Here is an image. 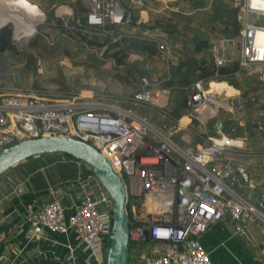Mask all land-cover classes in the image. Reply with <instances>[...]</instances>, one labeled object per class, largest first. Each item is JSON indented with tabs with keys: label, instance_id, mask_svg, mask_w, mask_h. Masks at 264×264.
<instances>
[{
	"label": "built area",
	"instance_id": "2783aa9c",
	"mask_svg": "<svg viewBox=\"0 0 264 264\" xmlns=\"http://www.w3.org/2000/svg\"><path fill=\"white\" fill-rule=\"evenodd\" d=\"M83 1L89 25L100 27L111 21L112 0ZM130 1L136 7L143 5V0ZM231 3L238 8L242 25L236 37L222 38L214 45L215 64L224 66L236 58L240 67L255 71L264 81V41L256 40V34L264 32V0ZM155 35L147 28L139 34L152 39ZM156 43L160 51H169V45ZM211 83L197 79L191 84L185 100L189 119L208 120L218 113L219 91ZM167 92L143 78L131 100L150 103ZM127 101L125 97L83 91L52 98L37 93H5L0 97V150L44 135H66L90 143L109 158L127 189L137 184L138 193L134 194L143 203L130 207L128 239L136 242L147 236L155 242L143 254V264H213L199 239L211 223L228 215L235 221L264 224V203L255 205L230 182L235 171L233 160L243 141L217 129L218 135H209L196 146L182 145L172 133L186 123L177 119L163 129L125 105ZM22 185V181L16 183L13 192ZM69 192L76 197L65 205L59 197ZM49 194L22 217L28 224L27 242L53 239V233L72 230L90 252V264H105L112 200L93 169L74 181L49 187ZM69 208L73 210L67 212ZM67 244L72 259L77 247ZM0 259L5 260L2 264L15 263V257L5 254Z\"/></svg>",
	"mask_w": 264,
	"mask_h": 264
},
{
	"label": "crops",
	"instance_id": "0c3cea01",
	"mask_svg": "<svg viewBox=\"0 0 264 264\" xmlns=\"http://www.w3.org/2000/svg\"><path fill=\"white\" fill-rule=\"evenodd\" d=\"M147 1V5H143L139 9L135 8L138 16L135 24H138L139 21H149L156 13L168 14V9L181 10L183 13L195 12V8L190 7V4L184 0ZM157 4L158 6L155 7ZM185 8L187 9L185 10ZM127 10L129 11V9ZM129 18L127 22L118 24L123 28L124 25L127 26V29L122 28L127 33L128 31L131 34L139 33L142 28L128 25L131 21L130 11ZM150 31L156 34L161 43L169 45L167 53L157 49V55H161L166 61L175 62L181 58L183 53L190 52V45L181 39L171 37L167 32L160 29H150ZM178 31L181 32V30ZM136 54L133 53V57ZM163 66L157 67V69L161 68L158 71L161 72ZM256 74L255 71L249 72L248 77L254 78ZM153 79L155 78L153 77ZM222 81H212L224 86L219 90L221 93L224 92L220 95V110L229 112L232 118L238 119L241 124L250 120V122L255 123L254 128L256 129L253 138H250L245 132L248 139L229 134L243 141V145L238 149L239 153L233 160L235 171L230 182L238 192L255 205L260 206L264 202V123H261L258 118V115L261 114V108H257V105L249 102L248 99L253 93V89L245 86L243 81H241L242 89L232 86L225 80ZM173 97L174 94L168 91L150 103L137 105H140L141 113H144L145 117L157 126L166 129L175 119L170 116L171 119L166 112L175 104ZM179 113L178 119L186 123V126L175 129L172 133L173 138L186 146L200 144L201 142L198 141L200 133L208 134L211 130L208 127L209 119H189L186 109L180 110ZM213 118L216 119L217 129H219L217 122H221L220 131L225 134L222 130L223 120L216 116ZM90 168L80 159L52 152L33 155L5 171L6 174L0 177V255L15 257L14 264H69L71 261L74 264H90V252L78 242V237L74 231L70 230L64 234L53 233L51 237L56 242H53V239L27 242L26 229L28 224L22 219L25 212L29 209H36L38 205L50 197L49 187L74 181L78 175H86L91 170ZM19 181L23 182L22 188L13 192L15 184ZM71 192L59 197L65 205H69L72 198L76 197ZM5 195L7 196L5 197ZM142 203L141 199L137 200L136 198L132 204L136 206ZM72 210L69 208L67 212ZM241 223L246 224L242 229L237 228V225H241ZM142 239L136 241L138 243L132 250L128 264H143L142 256L146 248L141 242ZM199 239L209 252L213 264H264V224L260 221H248L247 219L235 221L228 215H224L220 220L211 223L199 235ZM67 243L77 247L75 257L72 259L69 257ZM153 244H155L154 241L149 243L148 247ZM18 249L21 251H17ZM3 260L0 259L1 264L5 261Z\"/></svg>",
	"mask_w": 264,
	"mask_h": 264
},
{
	"label": "trees",
	"instance_id": "16d2710c",
	"mask_svg": "<svg viewBox=\"0 0 264 264\" xmlns=\"http://www.w3.org/2000/svg\"><path fill=\"white\" fill-rule=\"evenodd\" d=\"M47 1L48 5H50L64 0ZM184 1L189 3L190 7L195 8V12L183 13L181 10L168 9V15L166 16L156 13L149 21H139L138 24H135L138 17L136 10L127 6L124 0H119L121 5L128 8L131 13V21L128 25H134L142 29H160L167 32L171 37H177L187 43V45H190V52L183 53L179 60L172 62L165 59L163 69L157 75L153 74L158 72V69L147 65V56L157 54L156 49H158V46L156 41H159V38L156 35L154 39L138 36L137 34H140V32L131 34L128 31L127 33L122 30L123 26L112 21L100 27L89 25L85 19L87 6L83 0L75 1L74 11H72L74 16L70 17L67 22L52 14L51 18L55 19L57 27L60 30L55 39H51V42H48L45 34L37 33L27 41V45L30 48L39 46L42 51L49 54L59 52L61 54H71L74 57L84 55L91 58V64L95 66H101L107 60L111 61L113 66L117 67L112 78L133 87L129 93L120 95V97H125L128 101L124 104L134 109L140 115L144 114L141 113L140 105H137L140 102L132 101L131 96L141 88L143 78L147 79L149 85L166 88L170 93L174 94L173 101L175 104L166 111L169 117L175 118L173 120L179 118L180 110L188 109L185 100L189 88L195 80L202 79L206 84L212 81L223 82L222 80H225L239 89H242L241 81H243L245 86L253 89V93L251 94L253 98L249 96L248 100L257 105V108H261V114L258 115V118L261 120V123H264V81L260 79L259 74L254 77L255 79L249 78V72L240 67L236 58L224 66H216L214 61V45L222 38L236 37L239 33L242 21L239 17L238 8L232 5L231 0ZM60 10L68 9L67 6H61L58 12ZM17 11L19 13L25 12L27 16L29 14L36 15L35 12L30 10L19 9ZM78 15L79 19L75 20L74 17ZM181 18L185 20L187 25L190 24L188 28L186 27L187 30L184 33L183 30L180 32L176 29V21ZM14 27L16 31L18 29L17 25L14 24ZM124 28L127 29V26L124 25ZM20 29L21 33H27L32 27L25 24ZM70 31L71 33H69ZM19 41L14 39V30L11 24H5L0 27L1 67H5L11 61V56L15 57L24 53L25 49L23 51L19 49L21 45ZM25 53L28 55L26 64L37 67V58L34 55V51L27 49ZM133 53H137L138 55L133 57ZM255 80L257 83H254ZM87 86V84L81 83L78 78L73 77H65L59 81V90L64 92L61 94L63 96L78 93L81 90H85ZM31 87L35 88L37 84L34 83ZM37 94L49 96L40 92H37ZM216 117L223 120L222 130L225 134L241 136L246 139H248V136L250 138L254 137L256 131L254 128L255 123L250 122V120L241 124L238 122V119L232 118L231 114L223 109L216 114ZM215 120V118L209 119L208 127L211 130L208 134L200 133L198 141L201 142L203 138L209 135H218ZM245 132H247L248 136H245ZM62 154L74 157L68 153ZM4 174L6 173L0 174V177ZM133 201L134 195H128L127 207L129 219L131 215L130 207ZM109 242L110 239L108 240V245ZM141 242L146 248L144 253H147L150 248L148 244L153 241L145 236ZM136 243L138 242L129 241L128 243V263ZM105 249H107V245Z\"/></svg>",
	"mask_w": 264,
	"mask_h": 264
},
{
	"label": "rangeland",
	"instance_id": "374dc122",
	"mask_svg": "<svg viewBox=\"0 0 264 264\" xmlns=\"http://www.w3.org/2000/svg\"><path fill=\"white\" fill-rule=\"evenodd\" d=\"M4 1L9 0H2L0 2V27L5 24H11L13 26L14 39L20 40L19 43L21 45L19 46V49L21 51L24 49L25 51L27 49H32L35 57L37 58V67L26 64V58L28 55L25 51L15 57L11 56V61L5 67L0 66V97L5 95V93L23 95L37 92L49 95L47 97H61L63 96L61 94L64 92L59 90V81L65 77L78 78L81 83L88 85L85 90L81 91L92 93L93 95L119 98L120 95L129 93L133 89L130 85L123 84L112 78L117 67H114L112 62L109 60L101 66H95L91 64V58L84 55L74 57L71 54H61L59 52L49 54L42 51L39 46H33L30 48V46L27 45V41L37 33L45 34L48 42H51V39H55L60 30L57 27L55 19L51 18L52 14L67 22L70 17L72 18L74 16L72 11H74L76 0H64L60 3L50 5H48L47 0H13L15 3ZM22 1H26L35 9L37 8L38 10H36L38 12L22 3ZM124 1L126 5L132 9H139L143 7V5L148 4L147 0H143L144 4L140 7H136L130 0ZM61 6H67L68 10H60L58 12V9ZM157 6L158 4L155 7ZM6 7H8V9L15 8V11L16 9L30 10L35 12L36 15L29 14L27 16L25 12H11L7 10ZM186 9L187 8H185V10ZM163 15L166 16L168 14ZM74 19L78 20L79 15L77 17L75 16ZM14 24L17 25V30L21 27L23 28L25 24L30 25L32 29L27 33L20 34L17 33V30L15 31ZM176 26H178L176 27L177 30H183L184 33L190 24L187 25L185 20L181 18L176 21ZM69 33H71V31ZM153 55L147 56V65L156 69L157 67H162L165 59L156 53ZM158 72L154 73V75H157ZM256 76L258 75L256 74ZM34 83L37 84V87L35 88L31 87ZM211 84L216 87L218 91L224 87L222 84L218 85L217 82H212ZM220 93L221 92H219V98L220 95L224 94V92ZM136 185V183H132L127 189L128 195H134V201L136 200L134 192L137 191L138 193V187Z\"/></svg>",
	"mask_w": 264,
	"mask_h": 264
},
{
	"label": "water",
	"instance_id": "95a60500",
	"mask_svg": "<svg viewBox=\"0 0 264 264\" xmlns=\"http://www.w3.org/2000/svg\"><path fill=\"white\" fill-rule=\"evenodd\" d=\"M129 19V11L118 0H112L111 21L124 23ZM217 123L221 130V122ZM52 152L68 153L84 161L96 173L112 200L111 235L105 264H127L130 227L127 188L109 158L96 147L66 135L23 139L0 150V174L33 155Z\"/></svg>",
	"mask_w": 264,
	"mask_h": 264
},
{
	"label": "bare ground",
	"instance_id": "6f19581e",
	"mask_svg": "<svg viewBox=\"0 0 264 264\" xmlns=\"http://www.w3.org/2000/svg\"><path fill=\"white\" fill-rule=\"evenodd\" d=\"M2 1V0H1ZM4 2H14L13 0H9V1H4ZM15 3V2H14ZM22 3L26 4L28 7H30L31 9H34L36 10L33 6L29 5L26 1H22ZM7 10L11 11V12H17V9L16 11L12 8V9H8V7H6ZM38 10V9H37ZM36 10V11H37ZM38 12V11H37ZM40 12V11H39ZM15 21V20H14ZM3 24V23H2ZM17 33H20L22 34L19 30H17ZM256 40L258 42H261V41H264V32L263 31H259L257 34H256Z\"/></svg>",
	"mask_w": 264,
	"mask_h": 264
}]
</instances>
